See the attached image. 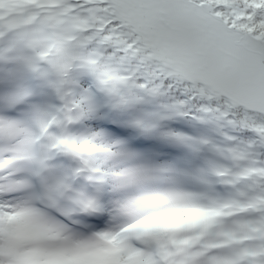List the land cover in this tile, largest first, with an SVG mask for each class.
I'll use <instances>...</instances> for the list:
<instances>
[{"label":"snow or ice","instance_id":"snow-or-ice-1","mask_svg":"<svg viewBox=\"0 0 264 264\" xmlns=\"http://www.w3.org/2000/svg\"><path fill=\"white\" fill-rule=\"evenodd\" d=\"M0 264H264V0H0Z\"/></svg>","mask_w":264,"mask_h":264}]
</instances>
